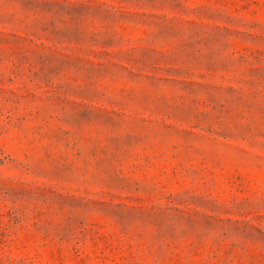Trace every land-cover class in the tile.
Listing matches in <instances>:
<instances>
[{
    "label": "rangeland",
    "instance_id": "obj_1",
    "mask_svg": "<svg viewBox=\"0 0 264 264\" xmlns=\"http://www.w3.org/2000/svg\"><path fill=\"white\" fill-rule=\"evenodd\" d=\"M0 264H264V0H0Z\"/></svg>",
    "mask_w": 264,
    "mask_h": 264
}]
</instances>
